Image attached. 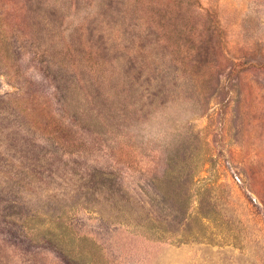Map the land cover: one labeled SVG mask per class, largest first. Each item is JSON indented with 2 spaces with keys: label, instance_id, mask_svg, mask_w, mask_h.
Here are the masks:
<instances>
[{
  "label": "rangeland",
  "instance_id": "1",
  "mask_svg": "<svg viewBox=\"0 0 264 264\" xmlns=\"http://www.w3.org/2000/svg\"><path fill=\"white\" fill-rule=\"evenodd\" d=\"M0 264H264V0H0Z\"/></svg>",
  "mask_w": 264,
  "mask_h": 264
}]
</instances>
